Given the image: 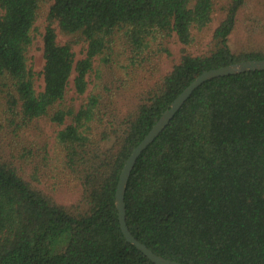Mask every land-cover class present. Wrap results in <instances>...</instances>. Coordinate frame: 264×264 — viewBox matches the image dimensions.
I'll list each match as a JSON object with an SVG mask.
<instances>
[{
  "label": "trees",
  "instance_id": "obj_1",
  "mask_svg": "<svg viewBox=\"0 0 264 264\" xmlns=\"http://www.w3.org/2000/svg\"><path fill=\"white\" fill-rule=\"evenodd\" d=\"M246 1L228 0L196 50L217 0H0V113L17 129L42 117L64 125L56 143L82 188L81 206L57 202L37 186L41 169L26 177L0 146V264H156L121 230L119 175L195 77L264 58V44L236 51L229 44ZM43 4L40 72L30 51ZM55 24L73 37L61 43ZM173 34L182 44L179 60L124 112L122 91L136 89L140 70L152 72L154 60L171 54ZM80 42L86 54L77 59ZM73 74L83 96L78 107L66 102ZM44 159L47 166L48 153ZM125 202L130 230L160 255L188 264H264V69L198 86L138 157Z\"/></svg>",
  "mask_w": 264,
  "mask_h": 264
},
{
  "label": "rangeland",
  "instance_id": "obj_2",
  "mask_svg": "<svg viewBox=\"0 0 264 264\" xmlns=\"http://www.w3.org/2000/svg\"><path fill=\"white\" fill-rule=\"evenodd\" d=\"M228 0H217L216 10L213 21L208 30H204L201 34L202 40L194 49L205 47L210 39V35L214 28L221 22L225 14V5ZM49 4H43L41 15L38 17L35 27L36 39L30 51L31 62L34 68L42 71L44 58V42L43 33L46 26V13L48 12ZM57 39L64 43L73 36L63 33L58 24ZM251 43L253 45L263 46L264 44V0H247L239 13V21L237 29L229 37V44L232 50L236 51L243 46ZM167 44L171 50V54H164L161 58L153 61L156 67L152 72L140 70L139 81L135 85L136 89L122 91L121 105L124 112H128L135 108V103L141 97V94L146 90L148 84H153L161 75L171 69L172 65L180 58L181 42L176 34L168 38ZM251 46V45H249ZM76 58H82L86 54V45L83 42L74 45ZM74 74L71 77L66 102L74 104L76 107L82 101V97L75 92L73 84ZM93 83L88 87L91 91ZM44 88L43 76L37 80V90ZM87 93L84 95L86 96ZM66 122H70L67 119ZM64 125H58L47 117H42L33 123L22 124L17 129L14 123L7 120L3 113H0V146L4 158L15 162L21 166L24 175L27 177L36 168L41 169L40 182L37 186L51 194L54 199L70 208L81 206L82 188L80 181L74 178L70 172L63 167L62 154L59 146L56 143V134ZM114 142V137H111L105 142V146H110ZM50 156V163L45 166L44 155ZM37 166V167H36ZM45 170L46 174L42 172Z\"/></svg>",
  "mask_w": 264,
  "mask_h": 264
},
{
  "label": "water",
  "instance_id": "obj_3",
  "mask_svg": "<svg viewBox=\"0 0 264 264\" xmlns=\"http://www.w3.org/2000/svg\"><path fill=\"white\" fill-rule=\"evenodd\" d=\"M264 69V58H251L244 59L237 62L222 65L220 67L210 68L188 84L171 102L170 106L164 110L159 119L151 127L143 139L135 146L131 154L128 156L127 161L119 175L117 188L115 193V201L118 209V217L120 227L126 239L136 245L137 248L142 250L152 261L156 264H188L176 259H172L156 253L146 243L139 240L130 230L126 220V202L125 192L127 188V181L131 175L132 169L140 156V154L155 140V138L163 131V129L170 123L176 112L181 108L184 102L190 97L193 91L200 86L203 82L223 75L236 74L239 72L249 70Z\"/></svg>",
  "mask_w": 264,
  "mask_h": 264
}]
</instances>
